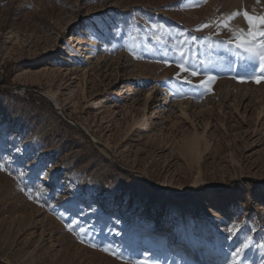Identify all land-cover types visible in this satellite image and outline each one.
Returning <instances> with one entry per match:
<instances>
[{"label": "rangeland", "instance_id": "374dc122", "mask_svg": "<svg viewBox=\"0 0 264 264\" xmlns=\"http://www.w3.org/2000/svg\"><path fill=\"white\" fill-rule=\"evenodd\" d=\"M244 11L264 0H0V264H264V80L214 23Z\"/></svg>", "mask_w": 264, "mask_h": 264}, {"label": "snow or ice", "instance_id": "6c2138e0", "mask_svg": "<svg viewBox=\"0 0 264 264\" xmlns=\"http://www.w3.org/2000/svg\"><path fill=\"white\" fill-rule=\"evenodd\" d=\"M196 2H202V0H196ZM238 15H243L244 20L247 24V30L244 29H232L229 27V22ZM217 24V28H227L231 32V39L229 41H220L218 44L225 47L228 51H231L233 55L238 57L242 61V68L244 71L240 72L239 75L246 79L252 80L255 83H260L264 80V15H253L249 14L247 11L243 13L233 12L227 17H222L220 21L214 22ZM209 27V25H201L197 30L201 28ZM219 34V32H217ZM193 41L198 40V37H191ZM179 66V65H178ZM182 70H184L182 68ZM191 75H197L196 71H192ZM215 77L208 76L206 81H202L201 84L206 87L207 83L213 81ZM6 167L4 164H0V170H3ZM19 177L23 178L24 173L20 172ZM28 186L26 185V188ZM24 191L25 189H21ZM31 188H28V198L33 199L31 195ZM43 189H38L36 198L38 199L42 195ZM43 206V205H41ZM74 223V222H73ZM69 231H73V225H66ZM81 234V242L84 243L83 236L86 233V230L83 228L79 229ZM231 233L232 230L229 229ZM91 247H97L95 244H89ZM104 251H109L112 254L111 250L108 248L102 249ZM242 251L241 248H237L236 252L233 253V256H237ZM129 264H152L151 261L147 260H137L130 261Z\"/></svg>", "mask_w": 264, "mask_h": 264}, {"label": "bare ground", "instance_id": "6f19581e", "mask_svg": "<svg viewBox=\"0 0 264 264\" xmlns=\"http://www.w3.org/2000/svg\"><path fill=\"white\" fill-rule=\"evenodd\" d=\"M85 59L88 58V55L86 53V55L84 56ZM89 60V59H88ZM84 62H86V60H84L83 62H81V64H84ZM155 99V93L153 89H149L145 92V96L143 97V103H144V107L147 106V103L151 102L152 100ZM146 116L143 115L142 120L145 121ZM142 124V123H140ZM147 128V126H145ZM195 145V144H194ZM195 147L193 146V143L188 144V149L190 150V148ZM188 150V151H189ZM193 150V149H191ZM190 150V151H191ZM192 153V152H189ZM229 218V214L226 213L224 215L218 216L216 217L215 222L216 223H223L225 221H228ZM183 234V233H182ZM174 239H170L168 241V246L170 245H174L176 243H173ZM182 241L185 242L187 248L191 251V252H197L199 250V247L197 246V243H195L192 238L188 237V234L184 233L183 237H182ZM167 242V241H166ZM247 248L244 250V252H247ZM245 255V254H244ZM238 256V255H237ZM235 257L233 260L228 261L229 264H242L240 261V257ZM243 257V256H242ZM196 264H217V263H221L224 259L223 256L220 253L219 249H209V248H205L204 250H202L201 252L197 253L196 256ZM251 263V262H250ZM191 264V263H190Z\"/></svg>", "mask_w": 264, "mask_h": 264}]
</instances>
